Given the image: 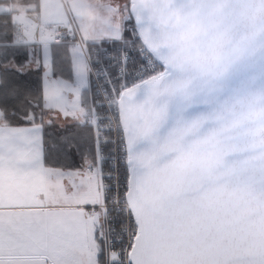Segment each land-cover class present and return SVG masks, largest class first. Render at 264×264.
<instances>
[{
    "label": "snow or ice",
    "instance_id": "snow-or-ice-1",
    "mask_svg": "<svg viewBox=\"0 0 264 264\" xmlns=\"http://www.w3.org/2000/svg\"><path fill=\"white\" fill-rule=\"evenodd\" d=\"M0 264H264V0H0Z\"/></svg>",
    "mask_w": 264,
    "mask_h": 264
}]
</instances>
